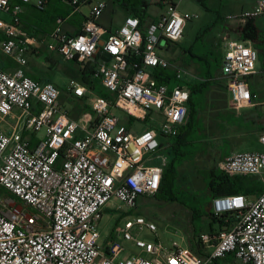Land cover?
<instances>
[{
    "label": "built area",
    "instance_id": "2783aa9c",
    "mask_svg": "<svg viewBox=\"0 0 264 264\" xmlns=\"http://www.w3.org/2000/svg\"><path fill=\"white\" fill-rule=\"evenodd\" d=\"M49 1L0 0V49L18 64L10 70L0 67V119L21 111L10 123V133L0 125V264H264V151H237L217 162L231 177H257L263 192L212 198V213L229 214V225L199 233L203 254L175 240L168 246L144 239L146 231L157 235L158 225L140 212L103 237L100 219L111 201L138 210L142 197L160 190L171 139L188 118V83L202 79L175 65V79L182 82L171 87L154 72L172 65L161 52L162 43L180 41L187 22L198 15L179 11L175 0H158L165 11L156 19L142 25L139 17L127 15L109 32L100 23L107 8L100 0L91 4L79 33L66 31V19L58 17L45 37L28 34L21 18L24 5L45 9ZM64 1L72 12L88 2ZM263 14L264 0H259L251 11L229 15L237 27L221 35L225 52L220 76L226 79L235 110L253 104L249 79L258 73L259 50L253 41L233 38L232 33ZM42 48L65 61L97 59L93 78L112 97L71 78L66 92L90 106L73 118L62 104L59 85L25 72L29 55ZM116 109L125 111L130 123ZM140 121L146 125L135 131ZM259 141L264 146V131Z\"/></svg>",
    "mask_w": 264,
    "mask_h": 264
},
{
    "label": "rangeland",
    "instance_id": "374dc122",
    "mask_svg": "<svg viewBox=\"0 0 264 264\" xmlns=\"http://www.w3.org/2000/svg\"><path fill=\"white\" fill-rule=\"evenodd\" d=\"M256 1L205 0V4L200 5L198 9L185 6L187 2H195V0L181 1L179 6L180 11H188L198 16L187 22L183 38L180 41H169L167 44L165 42L162 43L161 52L165 53L167 55L165 56L172 62L168 71L174 73L175 65H180L200 77L203 66L201 65V61H199V57L209 54L210 50L215 52V55H210L213 67L215 65L214 57H220L221 54L222 59L220 57V60L223 63L225 47L221 40V35L229 30L226 28H229L228 25L232 23L227 17L242 13L241 11L244 9H251ZM155 3H157V0H155ZM90 7L91 4L89 3L82 8L84 12L89 13ZM70 8L73 11V7L71 6ZM156 9L155 5L150 6L149 14L152 17L161 11ZM118 10L115 12L113 18L115 24H118L123 16L122 10ZM77 15L80 16L79 14ZM256 22L262 38H264V14L257 17ZM231 29L234 31L233 28ZM232 36L233 38L236 37L234 33H232ZM254 45L260 52V58L263 59L264 43L258 41ZM218 51L221 52L220 55H216ZM39 55L40 57L37 60L33 59L34 68L47 72V79H51L52 77L55 79L64 92L61 100L62 104L71 112L73 118L78 117L79 110L84 109L86 104L89 105V102L84 98L70 96L65 90L66 85L63 86V84L68 83L71 78L81 82L79 78L73 76V73L79 69V64L75 61H65L47 50H42ZM257 69V76L250 77L249 80L253 87H256L260 80L264 81V69H262L261 59L257 62ZM30 75L35 79L37 78L33 74ZM225 80L224 78H220L215 83V86L208 93V99L200 92L193 94L194 107L199 111L200 119L197 120L196 117L192 119L190 124L186 122L188 140L181 147L184 155L177 157V163L179 164L177 181L181 187L180 190H183L182 193H178V196L180 200L186 201L187 205L194 204V206L202 209L203 217L195 223L198 229H202L201 232L218 231L220 228L217 223L212 222L210 216V213H212V198L205 189L207 179L206 181L204 180L207 171L211 170L215 164L217 165L216 162L231 153L247 151L257 147L264 149L257 141L253 145L245 144L240 147V145L250 140V138H257L256 133L259 130L255 129V125H252V122H250L248 127L251 128H247V132L249 133L243 136L235 135L234 132L238 129L233 125L235 120L245 123L248 121L244 119L245 117L240 118V111L238 112L228 105L227 99L230 95L228 94ZM180 82L174 79L170 85L174 87L180 84ZM20 113L19 109H15L13 116L8 117L7 121L4 122L8 129L10 128L9 122L12 123L16 120ZM116 113L124 123H130V117L125 111L116 109ZM188 119L191 120L190 112ZM224 120L230 124H225ZM145 125V122H136L134 129L135 131H140ZM171 141H174V138ZM173 156L174 154L171 153L170 157L173 158ZM13 200H15L14 197ZM140 202L138 210H134L124 205L121 201H111L108 210L104 211L100 219L99 229L103 237L107 236L117 223H122L124 219L140 212L158 225V234L146 231L142 234L144 239L150 241L160 240L168 246H171L173 240L177 241L181 246L188 245V238L192 235L193 231L191 210L189 208L180 202L164 203L154 196L142 197ZM126 245L134 251H139L132 243H127ZM229 260H232V258Z\"/></svg>",
    "mask_w": 264,
    "mask_h": 264
},
{
    "label": "trees",
    "instance_id": "16d2710c",
    "mask_svg": "<svg viewBox=\"0 0 264 264\" xmlns=\"http://www.w3.org/2000/svg\"><path fill=\"white\" fill-rule=\"evenodd\" d=\"M19 0H13L14 3H17ZM51 1V0H50ZM49 1V2H50ZM65 5L70 6L68 1L61 0ZM109 3L113 6H119L121 9L125 10L127 15H134L140 18L141 24L144 25L151 15L149 14V7L150 2L148 0H109ZM27 5V4H26ZM33 15L29 16L27 20L24 18V15L21 13V18L23 21V27L30 35L35 34H42L48 35L51 33L53 28L55 27L56 21L58 17L66 18L68 10L64 11L63 9L56 11V9L45 8L39 9L35 5H31ZM71 9V8H70ZM28 17V16H27ZM87 19V18H86ZM35 21L32 22V21ZM86 21V20H85ZM36 32V33H35ZM240 33V37L244 40H251L253 42L261 41L264 43V38L260 33V30L256 24L255 18L248 19L247 23L238 29ZM79 33V32H78ZM169 42V41H168ZM220 46V44L218 43ZM220 51L217 52L216 55H220ZM210 55H215L213 50H210L209 54L205 56H200L199 61H201V65L203 66V71H201L200 78L202 80L188 83L190 87V119L187 120V123H191L193 118L197 117V120L200 119L199 111L194 107L193 102V94L195 92H200L206 99L208 93L212 90L215 86V83L220 80V68L222 60V54L220 57H214L215 65L213 67V63L211 62ZM259 52V59H261L262 69H264V53L263 59L260 58ZM141 59L139 58V61ZM77 63V62H76ZM97 59L93 61H88L84 64H79V69L73 73V76L80 79V81L88 86L90 89L94 90L98 94L111 98L112 95L101 85V83L93 78V71L96 66ZM155 77L159 80V82H165L171 84L172 81L175 79L174 73L169 72L168 70L159 69L157 68L154 72ZM37 79V78H36ZM42 81V80H40ZM47 81H51L48 79ZM252 92L254 91V87L250 84ZM254 93V92H253ZM90 106L88 104L85 105L84 109L79 110L78 116L84 112L89 110ZM154 125V124H153ZM187 124L185 123L181 129L179 134L174 138L172 141V153L174 154L173 158L170 159L163 176V180L161 183L160 190L155 194L154 197L159 198L160 201L164 203H175L180 202L187 208L191 210V221L193 226L192 235L189 236L188 242L190 248L198 253L203 254V250L201 245L199 244L197 237L202 229H198L196 226V221L201 220L203 217V211L200 207L194 206V204L187 205L186 201L180 200L178 193H182L183 190H180L181 187L178 185V163L177 157L179 155H184L182 152V145L187 143ZM217 163V162H216ZM207 183L205 189L207 193L210 195L211 198L219 196V195H229V194H245L249 196H257L263 192V184L259 179L255 176H248V175H238V176H229L223 173L217 165L207 171L206 177L204 180ZM184 197V196H182ZM211 219L213 223H217L220 227L229 225L226 219L229 217V214H225L221 217H215L213 213H210ZM231 222L234 220V216L229 219ZM228 257H226L223 261H227ZM217 264H223L221 262H217Z\"/></svg>",
    "mask_w": 264,
    "mask_h": 264
},
{
    "label": "crops",
    "instance_id": "0c3cea01",
    "mask_svg": "<svg viewBox=\"0 0 264 264\" xmlns=\"http://www.w3.org/2000/svg\"><path fill=\"white\" fill-rule=\"evenodd\" d=\"M96 1H100V0H88L87 3L83 4V6L86 5V4H89V3L92 4V3L96 2ZM104 1L107 2V8L105 9V11H104V13H103V15H102V17L100 19V23L109 32H112V31H115L117 28L120 27V25L123 23L124 18L127 16V13L125 12V10H123V9L117 7V6L111 5L109 3V0H104ZM148 1L150 2L151 5H155V7L158 10H161V11L157 12L156 14H154V17L151 16L149 18V20L156 19L159 15H161L165 11V9L159 4L158 0H157V3H155V0H148ZM175 1H176V4H177V7L179 9V6L181 4L180 2L183 1V0H179V1L175 0ZM258 1L259 0L256 1V3L254 4V6L251 9H244L241 12L253 10L257 6ZM204 4H205V0H195V2H187L185 4V6L186 7H189V8H196V9H198L200 7V5H204ZM31 5H33V4L24 5V8H23L22 14L24 15V18L27 19V20H31V19H29V16L33 15L32 10H31V8H32ZM83 6H81V8H80L79 11L72 12L70 10V6L65 5L61 0H51L47 4L46 8L49 9V8L52 7L53 9H56V11H58V12L61 9H63L64 11L68 10V11H66L67 12V16H66L67 19H66V22L64 23V28H65L66 31H68L70 33H78V32H80L82 30L83 24H84V22H85V20H86V18L88 16V14H89L88 12H84V10L82 8ZM90 9H91V7H90ZM118 9L122 10L121 13L123 14V16L121 17V19L118 22V24H115L113 18H114L115 12L119 11ZM149 9H150V7H149ZM179 11H180V9H179ZM185 12H188V11H185ZM77 14H79L80 16H78ZM32 22L35 23L34 20ZM256 24H257V22H256ZM228 26H229V28L227 27L226 29H229L230 30L231 28H233L235 30L236 27H237V24L231 23ZM234 34L236 35V37L241 38L239 32L237 34L236 33H234ZM32 36H35V37H38V38H43L46 35L44 36L42 34H35V35H32ZM107 36H108L107 34L104 35L103 36V39H106ZM0 39H2L1 32H0ZM254 43H256V42H254ZM42 50H46V49L45 48H42L39 53H41ZM39 53H36V54L35 53H31L29 55V57H28V64L25 67V72L30 77H31L30 74H33L34 76L37 77V80L47 81L48 80L47 79L48 77L46 78L47 72H42L39 69L37 70V69L34 68V65H33V59L34 60L35 59L37 60L38 57H40ZM164 55H166V54L164 53ZM17 66H18V64L12 58H10V57L6 56L5 54H3V52L0 49V67L2 69H5V70H10V69H13V68H15ZM260 72H261V70H260ZM257 74H255V75H253L251 77H255V76H257ZM50 80L56 83V81H55V79L53 77ZM66 83L63 84V86L64 85L67 86ZM250 84H251V82H250ZM253 92H254L253 94L255 95V97L253 99V104L251 106H249V107H245V108H242L240 110H236L238 112L240 111V118L245 117L244 119L246 121H248V122L245 123V122H242V121L235 120V122L233 123V125L236 128H238L239 130L238 129L235 130L234 133H235V135H240V136H243V135H246V133H249V132H247V128H251V127H248V124L250 122H252L251 124L252 125H255V127H256L255 129H257L259 131L256 133L257 134V138H250V140H248L247 142H245L242 145H240V147L244 146L245 144H247V145H253L256 141L261 146H263L260 143V141H259V136L264 131V81L263 80H260V82L257 83V86L254 87V91ZM228 94L230 95L229 92H228ZM227 103L232 108V106H231V95H230V97L228 96ZM189 107H190V105H189ZM242 110H244V111H242ZM6 121H1V119H0V125L3 127V129L6 132L10 133L12 131V127L10 125V128L8 129L6 127V125H5V123H4ZM224 123L225 124H230L226 120H224ZM9 124H10V122H9ZM257 125H258V127H257ZM250 141H252V143H250ZM251 150L264 151V149H262L260 147H257L255 149H251ZM188 245H189V243H188Z\"/></svg>",
    "mask_w": 264,
    "mask_h": 264
},
{
    "label": "water",
    "instance_id": "95a60500",
    "mask_svg": "<svg viewBox=\"0 0 264 264\" xmlns=\"http://www.w3.org/2000/svg\"><path fill=\"white\" fill-rule=\"evenodd\" d=\"M102 44V42H100V45ZM96 57V56H95ZM104 58L107 60V61H109V59H110V55L109 54H107V56H104Z\"/></svg>",
    "mask_w": 264,
    "mask_h": 264
}]
</instances>
